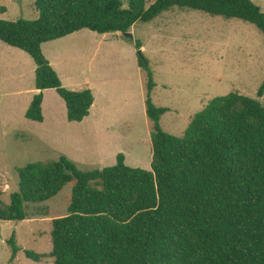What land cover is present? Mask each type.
<instances>
[{"label": "trees", "instance_id": "16d2710c", "mask_svg": "<svg viewBox=\"0 0 264 264\" xmlns=\"http://www.w3.org/2000/svg\"><path fill=\"white\" fill-rule=\"evenodd\" d=\"M35 6L36 20L0 19V41L38 66L41 92L26 118L40 123L45 90L65 101L70 122H83L95 102L90 89L63 86L44 44L83 30L123 35L176 7L242 20L264 35V12L252 0H36ZM138 63L146 81L151 170L129 167L124 154L115 166L87 172L65 156L28 164L19 169L11 203L0 201V221L24 222L27 204L49 202L71 185L68 215L53 221L56 264H264V105L239 93L216 97L182 137L173 136L161 127L170 109L154 104L155 76L142 52ZM9 244L15 260V236Z\"/></svg>", "mask_w": 264, "mask_h": 264}, {"label": "rangeland", "instance_id": "374dc122", "mask_svg": "<svg viewBox=\"0 0 264 264\" xmlns=\"http://www.w3.org/2000/svg\"><path fill=\"white\" fill-rule=\"evenodd\" d=\"M252 1L264 12V0ZM35 3L0 0V19L36 20ZM130 33L133 40L83 30L43 45L66 89L92 91L106 114L100 127L70 122L56 90L43 91L44 122L27 119L41 92L36 88L38 66L24 51L0 42V201L9 205L19 191V169L62 156L84 172L115 166L119 154L127 155L129 167L151 170V124L147 113L145 119L132 113L137 100L146 99L140 52L155 76L154 104L170 109L161 127L173 136L182 137L194 116L216 97L239 93L264 105V97L258 98L264 83V35L253 24L176 7L150 23H136ZM120 120L129 125L116 129ZM72 190L68 185L49 202L27 204L24 222L0 221V264H56L53 221L68 215ZM14 236L15 260L9 244Z\"/></svg>", "mask_w": 264, "mask_h": 264}, {"label": "crops", "instance_id": "0c3cea01", "mask_svg": "<svg viewBox=\"0 0 264 264\" xmlns=\"http://www.w3.org/2000/svg\"><path fill=\"white\" fill-rule=\"evenodd\" d=\"M0 46H2V45H0ZM145 83H146V81H145ZM86 87H91V86H86ZM51 90H53V89H51ZM135 106L136 107L132 108V113L136 114V115H140L141 114L143 116V118L145 119V115L147 113L146 112V99H145V96H144V98L141 99V103H140L139 100H137V104H135ZM96 108H97V110L95 111ZM103 117H106V114L103 111V109H102V111L100 110V107L97 105V99L95 98V102H94L93 107L91 108V112H90L89 117H87L83 122H81L79 124H86V122L89 121L90 124H92V127H94L95 125H96V127H100V126H102V124L105 123L103 120H101V119H103ZM72 123H76V122H72ZM114 124L116 125V127H115L116 129H117V125H121V127H123V125L124 126L129 125L128 121H126V120L116 121V123H114ZM125 158H126V163H127V155H125Z\"/></svg>", "mask_w": 264, "mask_h": 264}, {"label": "water", "instance_id": "95a60500", "mask_svg": "<svg viewBox=\"0 0 264 264\" xmlns=\"http://www.w3.org/2000/svg\"><path fill=\"white\" fill-rule=\"evenodd\" d=\"M123 36H124L125 38L130 39V40H133V35H132L131 33L123 34ZM140 53H141V52H140Z\"/></svg>", "mask_w": 264, "mask_h": 264}]
</instances>
